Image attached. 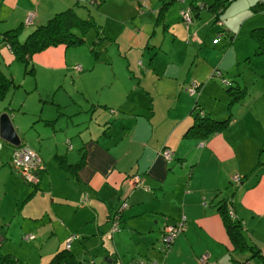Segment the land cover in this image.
Segmentation results:
<instances>
[{"label":"crops","instance_id":"crops-1","mask_svg":"<svg viewBox=\"0 0 264 264\" xmlns=\"http://www.w3.org/2000/svg\"><path fill=\"white\" fill-rule=\"evenodd\" d=\"M104 1L96 3L95 16L90 9L86 14V0H0V35L19 27L22 41L53 14L73 7L96 24L94 42L109 38L114 48L94 53L90 46L93 53L76 56L75 45L59 43L24 61V72L34 77V88H44L51 106L31 112L27 126L35 133L20 144L39 154L38 182L15 170L11 157L19 145L0 136V252L18 264H48L65 248L73 264H260V258L238 259L234 252L264 253V84L228 103L233 111L217 105L225 113L215 117L231 115L222 129L205 136L188 130L200 109L213 114L215 100L227 94L222 82L238 74L237 64L254 41L243 48L235 23L225 25L219 15L213 42L212 28L203 34L209 19H201L202 11L215 20L206 6L188 7L191 21L183 30L182 12L190 0L125 1L121 18L135 34L122 39L108 31V22L118 17L102 9ZM2 41L8 45L0 39V70L15 79L9 67L14 53ZM42 76L51 86L40 83ZM60 90L67 98L57 96ZM5 105L0 102V112ZM10 115L17 130H25L17 113ZM221 199L241 224L243 247L227 230ZM123 201L127 205L119 209ZM117 209L119 228L111 230ZM135 217L142 221L130 224ZM177 222L183 227L161 249L164 227ZM203 253L205 262L199 260Z\"/></svg>","mask_w":264,"mask_h":264},{"label":"rangeland","instance_id":"rangeland-1","mask_svg":"<svg viewBox=\"0 0 264 264\" xmlns=\"http://www.w3.org/2000/svg\"><path fill=\"white\" fill-rule=\"evenodd\" d=\"M100 0H86V9L85 12L86 14L88 13V9H90L91 14L97 15L95 13L97 10V7H95ZM125 1L127 0H105L102 6L103 10H106L110 13H114L118 18H116L115 21L108 22L107 28L108 31L117 33L120 38L124 39L127 37H130L134 35L135 32L134 28L132 27L130 22H126L122 20L123 14H125ZM179 1V0H177ZM206 4L210 3L213 0H204ZM184 2L188 3L187 1L184 0ZM196 3H201V0L195 1ZM185 3V4H186ZM141 4H145L142 2ZM162 4V3H161ZM160 4V5H161ZM225 9L220 13V19L224 20L225 25L227 24L228 26H231L235 23V38L242 43V47H246L245 43L246 41L252 40L250 36V29L253 26H250V23H254V26L257 25H264V0H227L225 4ZM190 7V4H186L184 9H187ZM102 12V11H101ZM103 13V12H102ZM108 13V14H110ZM202 20L206 21V19H209V23L206 25V28H204V32H206V29L208 27V30L212 32L214 35L213 42H216V35H217V27L219 26V18L217 20L213 21L212 14L207 10L202 11ZM89 15V14H87ZM84 16V15H83ZM90 17V16H89ZM118 19V20H117ZM182 29L184 30L185 22L182 21ZM175 24H179L175 23ZM216 25V26H214ZM94 31V27H89L85 33H84V42L78 45H75L72 47V53L76 54V56H85L87 53H91L90 46L95 48V50H99L101 52H104V46H108V52L113 51V45H109L110 40L109 38H103L99 40L100 43H96L93 40V35L92 33ZM232 37V35H230ZM234 36V35H233ZM229 37V35H227ZM4 46L7 48L8 45L5 41H2ZM238 43V42H237ZM253 43V42H252ZM241 47V50H242ZM71 48V47H70ZM245 52V49H243ZM247 51V50H246ZM93 53V52H92ZM247 56L245 59L242 61H239V64H237V69L239 70L238 74L235 75V77L228 76L227 79L230 82L229 79H231V84L232 87L236 86L235 88H239L235 90L234 94L239 95V98H248L250 95V88L251 91L255 90L257 88V85H263L264 84V53H255V43L254 46L250 44V50L246 52ZM119 62L118 58H114V65ZM6 67V66H4ZM8 67V66H7ZM9 67L11 71L15 74L18 75L17 78L13 79L14 85L8 90L6 96L2 99H0V102H3L6 110L8 111H13L14 113H17V115L20 117V120L22 124L25 127L26 134H34V130L30 125V119H31V112L34 110H39L40 108L43 107L44 112H46V109H48L51 104H49V98L46 97V92L44 91V88H41V92L39 91L38 88H34V77L29 74V72H24L25 69L29 67V65L25 66L24 61H21L18 58L14 57V62L10 65ZM8 69V68H7ZM220 79V78H219ZM221 81V80H220ZM222 82V81H221ZM44 87L47 85L51 84V81H48L45 77H41V82ZM223 86L225 87L226 93H224L223 96L219 97L215 100L213 103V114H209L211 117H215V115H222L224 114L223 112L217 111L218 106L221 105L223 108H231V110H234V107L228 108V100L227 98H233V94H231L228 89L227 85L228 83L222 82ZM227 84V85H224ZM51 86V85H50ZM241 90L244 91L241 93ZM54 91L51 90V92H48L49 97L52 98L54 95ZM57 96L61 99L67 98L65 97L64 93L61 92V90L56 92ZM42 96V100L39 99V97ZM43 97H46V100H43ZM237 100V99H236ZM235 101V100H234ZM9 103V104H8ZM231 105V104H230ZM236 108V107H235ZM233 113V112H232ZM223 118V117H222ZM219 119V118H218ZM16 170V169H15ZM143 183L140 182L138 186H142ZM138 218V217H137ZM135 217L133 219L129 220L130 224H134L137 222H140L142 220H139ZM163 219L161 218L160 223H162ZM163 224V223H162ZM135 225V224H134ZM20 236H18L19 238ZM18 238L13 237L10 240H15L18 241ZM262 246V245H261ZM3 249V248H2ZM202 255V254H201ZM234 255L238 259H244L245 257L250 256V259H252L254 262L259 259L257 256L250 255V250L248 251H235ZM200 257V256H199ZM200 260V258H199ZM251 261V260H250Z\"/></svg>","mask_w":264,"mask_h":264},{"label":"trees","instance_id":"trees-1","mask_svg":"<svg viewBox=\"0 0 264 264\" xmlns=\"http://www.w3.org/2000/svg\"><path fill=\"white\" fill-rule=\"evenodd\" d=\"M195 1L197 0L189 1V4H191L190 9H199L206 6L208 9L212 10L215 15V20H217L219 18L220 13L225 9V4L227 0H213L208 4H206L204 0H201V3H196ZM182 19L185 22L184 18ZM95 26L96 24L91 18L82 17L75 11L73 7H68L66 9L56 12L45 22L38 24L25 36L24 40L22 41L19 40L17 35L19 27L11 28L4 31L0 35V39H5L8 42V45L14 53L15 58L26 62L32 53L40 51L49 45H56L59 43H64L65 45H77L83 43V35L85 31L89 27ZM250 36L255 43V53H264V25H257L252 27L250 29ZM92 50L94 53H97L94 48ZM223 82L228 83V85L230 84V87H228V91L233 94V98H230L228 102L230 105L231 102L236 99H239L240 96L234 94L235 90L237 89L235 88L236 86L232 87V84L227 79ZM14 84L15 83L13 79L6 76L0 70V99L6 96L8 90ZM238 89L237 91H239ZM242 92L244 91L241 90V93ZM230 119L231 115H227L226 117L218 119L211 117L209 113H205V111L200 109L194 114L193 122L189 126L188 130L191 133L205 136L210 132L220 130L225 127ZM56 157L58 158L59 162H61L60 165H62L63 167H68V164L65 162L63 156L57 155ZM79 164L80 162L75 163L74 168L78 167ZM218 209L221 215L223 216V220L226 224L227 230L229 231L231 237L235 240L236 246L243 247L245 244V240L244 235L241 231V224L239 220H236L231 217L225 200L221 199L219 201ZM161 247H163L162 244L160 248ZM253 255L260 258V264H264V253L261 249L254 248ZM74 262L75 260L73 258L72 253L65 248L57 251L52 256L48 264H73ZM243 262L235 260V264H246V262ZM0 264H18V262L17 259L11 254L0 252Z\"/></svg>","mask_w":264,"mask_h":264},{"label":"built area","instance_id":"built-area-1","mask_svg":"<svg viewBox=\"0 0 264 264\" xmlns=\"http://www.w3.org/2000/svg\"><path fill=\"white\" fill-rule=\"evenodd\" d=\"M189 8L184 9L182 12V16L185 20L186 26L188 23L191 21V16L189 14ZM195 84H191L188 87V90L193 92L195 91ZM164 155L167 158L171 157V152L170 150H165ZM11 163L13 167L17 170L18 173L21 174V176L28 182H33L36 183L39 181V172L41 168V159L39 157V154L37 153L36 150L33 148L26 146V145H19L15 148L13 155L11 157ZM134 180L136 182L140 181V177L138 174H135L133 176ZM241 179V175L236 173L233 175V180L235 182H238ZM127 202L123 201L119 205V209L126 206ZM118 218H119V213L118 209L115 211V214L112 216V228L111 230L117 229L118 227ZM183 227L182 222H177L175 224L171 225H166L162 231L161 234V241H162V246L161 249H167L171 243V241L174 239L176 234L181 230ZM0 240H1V235H0ZM69 244V243H68ZM67 244V245H68ZM200 259L202 262H205L208 260V255L207 253H203L200 256ZM208 264H219L216 260L215 261H207ZM249 264V263H248Z\"/></svg>","mask_w":264,"mask_h":264},{"label":"water","instance_id":"water-1","mask_svg":"<svg viewBox=\"0 0 264 264\" xmlns=\"http://www.w3.org/2000/svg\"><path fill=\"white\" fill-rule=\"evenodd\" d=\"M25 130H17L11 120L10 111L4 109L0 112V136L2 138L12 142L13 144L20 145L22 144L21 140L28 135ZM136 184L137 183L135 182V185Z\"/></svg>","mask_w":264,"mask_h":264}]
</instances>
